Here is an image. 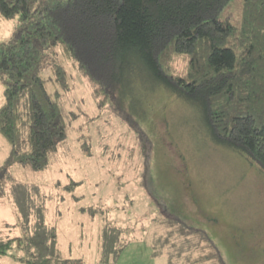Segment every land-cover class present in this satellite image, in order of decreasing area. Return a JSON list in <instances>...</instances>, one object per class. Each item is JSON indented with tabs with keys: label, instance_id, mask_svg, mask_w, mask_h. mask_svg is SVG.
Returning <instances> with one entry per match:
<instances>
[{
	"label": "trees",
	"instance_id": "trees-1",
	"mask_svg": "<svg viewBox=\"0 0 264 264\" xmlns=\"http://www.w3.org/2000/svg\"><path fill=\"white\" fill-rule=\"evenodd\" d=\"M0 17L20 21L13 40L0 42V74H7L0 133L12 147L11 163L43 171L67 138L59 100L70 83L59 51L88 78L102 109L136 120L138 94L160 87L198 109L216 144L264 172V0H0ZM179 58L187 61L182 70ZM47 66L60 88L56 98L42 75ZM78 185L71 180L64 188ZM29 215L18 211L20 236H0V258L87 264L65 258L56 228ZM181 222L169 216L160 223L170 230L154 237L157 251H167L175 263L187 251L184 264H225L207 233ZM130 232L102 228L99 264H117L131 242L123 235ZM203 241L213 251L194 258Z\"/></svg>",
	"mask_w": 264,
	"mask_h": 264
},
{
	"label": "rangeland",
	"instance_id": "rangeland-1",
	"mask_svg": "<svg viewBox=\"0 0 264 264\" xmlns=\"http://www.w3.org/2000/svg\"><path fill=\"white\" fill-rule=\"evenodd\" d=\"M19 28V19L0 17V42L10 43ZM57 54L70 83L59 100L67 138L48 167L35 172L10 162L12 147L0 133V172L11 176L0 173V236H20L18 211H30V221L44 219L56 228L65 258L99 264L101 230L110 224L132 228L123 235L131 242L117 264H184L187 251L175 263L154 244L155 236L168 234L170 228L161 224L172 216L207 233L225 264H264V172L259 166L216 144L198 109L160 87L138 94L141 100L132 109L136 120L119 117L111 107L102 109L88 78ZM186 64L179 58L176 67ZM42 75L56 98L55 88H60L52 69L47 66ZM6 79L0 74V108ZM71 180L79 185L68 191L64 187ZM206 247L203 241L193 257L213 251ZM0 264L19 263L8 256Z\"/></svg>",
	"mask_w": 264,
	"mask_h": 264
},
{
	"label": "crops",
	"instance_id": "crops-1",
	"mask_svg": "<svg viewBox=\"0 0 264 264\" xmlns=\"http://www.w3.org/2000/svg\"><path fill=\"white\" fill-rule=\"evenodd\" d=\"M7 258V257H6Z\"/></svg>",
	"mask_w": 264,
	"mask_h": 264
}]
</instances>
